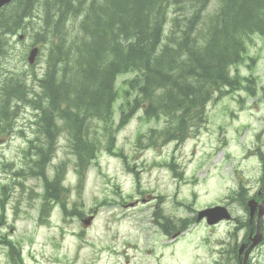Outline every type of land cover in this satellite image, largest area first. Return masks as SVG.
Listing matches in <instances>:
<instances>
[{
	"label": "trees",
	"instance_id": "1",
	"mask_svg": "<svg viewBox=\"0 0 264 264\" xmlns=\"http://www.w3.org/2000/svg\"><path fill=\"white\" fill-rule=\"evenodd\" d=\"M211 1L17 0L0 11V63L9 56L13 36L30 25L33 8L42 13L34 43H46L48 49L35 89L20 71L0 73V133L22 104L34 110V137L23 153L21 175L42 182L40 219L52 204L64 217L80 215L67 210L62 196L66 164L48 172L61 133L81 186L97 157L100 133L112 129L116 96L122 99L117 127L124 115L137 110L146 120H167L162 131H150L147 141L154 146L158 134L184 139L203 123L205 106L222 94L220 89L234 86L230 68L243 61L252 35L264 37V0H214L210 12ZM70 17H79L75 36L65 28ZM125 73L134 77L117 87L116 79ZM94 123L103 126L100 133L92 129ZM5 191L3 186L0 246L9 264H23L19 250L1 232Z\"/></svg>",
	"mask_w": 264,
	"mask_h": 264
},
{
	"label": "rangeland",
	"instance_id": "2",
	"mask_svg": "<svg viewBox=\"0 0 264 264\" xmlns=\"http://www.w3.org/2000/svg\"><path fill=\"white\" fill-rule=\"evenodd\" d=\"M213 7L211 1L208 10ZM40 20L41 13L36 11L25 33L20 32L24 38L19 41L13 37L9 56L0 63L2 75L8 70L20 71L35 86L31 73L36 77L42 74L47 46L35 45L39 54L32 67L26 56ZM169 29L168 22L165 35ZM230 76L234 90L220 89L222 94H216L206 104L202 124L179 141L155 135L154 146L147 141L148 133L162 131L167 120L146 121L138 110L124 115L123 124L117 127L122 99L116 96L110 132L101 134L103 126L92 125L100 133L101 143L80 188H76L73 157L61 133L52 164H66L65 204L68 209L78 210L80 218L63 219L60 208L51 206L46 211L49 220L39 222L42 185L39 179L21 175L23 151L33 135L34 116L30 106L19 107L11 126L0 133V191L6 188L1 232L18 247L23 263L191 264L193 252L188 236L179 241L163 237L149 219L156 212L163 220L159 222H167L169 230L180 225L188 232L190 219L197 211L219 205L229 197V190L236 185L231 160L240 162V147L252 139L253 107L256 106V119L264 117V37H250L242 64L230 68ZM133 77L134 73L121 74L116 86L122 87ZM117 155L125 158L127 168ZM246 167L245 163L240 165L241 184L253 187L255 175ZM130 203L133 207L128 208ZM231 208L234 213H242L235 205ZM0 264H9L2 246Z\"/></svg>",
	"mask_w": 264,
	"mask_h": 264
},
{
	"label": "flooded vegetation",
	"instance_id": "3",
	"mask_svg": "<svg viewBox=\"0 0 264 264\" xmlns=\"http://www.w3.org/2000/svg\"><path fill=\"white\" fill-rule=\"evenodd\" d=\"M253 110L252 139L240 147V162L231 160L235 166L236 176L232 178L236 185L220 204L227 213L214 224H207V219L195 218L188 232L175 228L165 230L158 221H153L163 237L179 241L188 236L193 252L191 264H264V117L256 119V106ZM242 163L247 164L246 170L255 175L253 187L246 188L241 184ZM231 205L242 213H234Z\"/></svg>",
	"mask_w": 264,
	"mask_h": 264
},
{
	"label": "water",
	"instance_id": "4",
	"mask_svg": "<svg viewBox=\"0 0 264 264\" xmlns=\"http://www.w3.org/2000/svg\"><path fill=\"white\" fill-rule=\"evenodd\" d=\"M10 1H12V0H0V8L3 7L4 5L8 4ZM37 53H38V51L35 48L30 51L29 57H28V62L30 64H32L34 62V59H35ZM220 214H222V209L204 210V211L199 213L200 216H208V217L210 215L219 216ZM215 220H217V219H215ZM213 222H215V221H213Z\"/></svg>",
	"mask_w": 264,
	"mask_h": 264
}]
</instances>
